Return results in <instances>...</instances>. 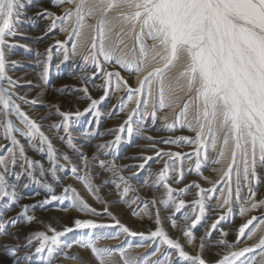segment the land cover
Listing matches in <instances>:
<instances>
[{
    "label": "snow or ice",
    "instance_id": "snow-or-ice-1",
    "mask_svg": "<svg viewBox=\"0 0 264 264\" xmlns=\"http://www.w3.org/2000/svg\"><path fill=\"white\" fill-rule=\"evenodd\" d=\"M56 4H72L74 7L65 8L63 15L57 16L55 13L44 10L38 15L52 17L49 28H55L57 21H62L65 25L60 30L68 31L67 25L72 24L71 31H68V39L71 42V55H78V47L85 32L91 30L92 38L89 47L91 52L84 55L83 59L89 61L95 66L97 72H103L101 59L105 63L115 62L120 68L129 72L140 73L145 68L151 67L139 80V86L131 88L127 81L123 79L119 71H109L104 73L103 95L99 99H93L88 95V89L83 88L85 96L90 101L83 112L77 110L75 113L61 111L56 105V113L62 117L60 124H54L52 127L60 128L66 134H69L70 121L73 116L79 117L84 113L92 111L93 116L99 117L100 112L97 106L104 101L112 90L114 83L115 89L119 90L121 86L127 89V101L123 98L118 102L121 111L127 107V103L135 97L136 106L128 113L127 119L114 131L117 132L113 141L107 145L111 146L119 143L121 133L127 129L129 135L133 132V116L140 113L143 106L142 118L151 117L156 119V109L160 110L172 108L174 101L169 93L173 91L172 82L183 80L187 96L179 110L175 114L174 124H166L168 129H173L175 125L186 127L194 132V137L181 136L174 140H165L164 143L176 144L184 142L195 144V167L199 171L201 166V157L204 160L208 158V152L215 153L214 164H225L219 179L213 183L209 189H203L199 184H194L198 189L196 195L200 197L186 204V201L179 198V194L184 193L188 187L174 189L168 183V173L170 171L169 162H164V167L160 169L155 184L163 185L165 189L164 198L159 203L166 207L171 205L174 213L168 217L172 228H179L183 235L187 237V243L191 244L195 240L194 229L205 213V203L202 193L215 192L217 185H226L220 187L221 204L230 205L233 191L237 202L241 199L242 190L247 187L248 195L246 201H251L247 207L241 205L240 215L243 216L251 209H257L264 206V200L253 199L256 192L253 190V183L260 182L259 171L264 170V0H53ZM23 0H0V135L9 142L8 145H0V148L7 149V155H0V197L9 198L16 202L19 197L14 185L8 183L6 175L11 171L10 165H15L17 159L23 161L20 165L22 172L16 173L19 179L21 175L26 174L28 180L37 184H42L48 190L49 196L40 203L47 205L50 201H69L70 207L78 211H86L99 215L96 209L92 208L79 195L77 190L71 185L63 188L60 195L52 192V184L41 179L47 174H51L53 180H57V169L71 166L73 174L77 169L71 164L70 157L65 154L63 159L68 165H59L55 150L49 138L41 130L42 126L32 119L27 112L22 110L23 103L35 105L37 99L27 100L20 96L14 89L16 81L6 74V55L5 46L10 45L7 37H15L17 34V24L20 23L19 17L25 8ZM94 20L95 23H90ZM119 28V31H115ZM127 29V34L134 37V44L130 54L117 55V44L121 41L114 38L119 37L120 32ZM151 40V44L146 42ZM65 41H56V45L65 46ZM138 46V52H137ZM39 54V53H38ZM65 59L69 56L67 47H64ZM50 58V49H49ZM12 63H16L13 61ZM177 65L180 71L177 76L166 79V73ZM47 64L44 65L42 79H47ZM95 75V73L93 74ZM115 78V80H113ZM7 80L8 86H4ZM155 82L156 88H153ZM183 86L181 87V90ZM146 90V94H145ZM151 108V110H149ZM192 116L189 119V112ZM15 117V120L12 119ZM165 119H167L165 117ZM15 121H19L20 127ZM17 134L27 140L28 145L35 151L44 152L47 147V159L51 167L45 169L38 160H33L25 154V145L18 139ZM152 139L151 137H146ZM63 139V137H61ZM39 142V147L37 143ZM67 144L69 148L77 150L69 134ZM155 148V145H151ZM167 155L170 158H180L179 152H164L157 150L155 155ZM83 155V154H81ZM152 156H144L143 163L137 167L143 169L146 163L152 160ZM99 164L105 166V161H99ZM84 165L88 166L87 157H84ZM38 166L39 178L36 175ZM108 170H115L114 163ZM216 171V169H213ZM85 188L93 193L95 198L100 201V197L95 194L88 176L76 175ZM181 172L177 182L182 180ZM207 179V178H205ZM120 180L125 178L120 176ZM126 183V181H125ZM27 187V184L25 185ZM129 191L126 186L121 193L123 198ZM152 205L157 204L153 198ZM186 206L191 207V218L188 214L184 215V220L191 219L188 230L184 225H178L175 214ZM32 207H35L33 205ZM29 205H24V211L21 213L26 216V221L31 222L34 216L27 215ZM198 209V211H197ZM231 207L228 208L230 212ZM104 214L112 217L113 225L100 224L92 219L73 220L74 227H64L62 231H57L49 226V235L44 231L30 233L29 243L37 240L39 246L36 252L46 249L52 253L55 247L61 243L60 238L74 231L75 229H95L98 227H116L119 231L115 236L89 238L88 240L76 241L80 247L89 249L98 264H109L114 251L110 248L97 247L96 240L115 239L120 233L131 236H140L146 241L159 242V245L166 246L165 254L162 258L154 261L147 259H138L127 255L129 249L120 247L119 255L123 264H171L170 257L166 254L169 250H174L178 258H181L184 264H207L200 254L191 255L184 250V246L179 239H173L165 229L159 210L157 209L155 218V230L145 234L134 232L125 224H122L111 212L107 205L104 208ZM137 213L133 211V215ZM144 215H148L147 207L143 210ZM220 216L214 221L211 229L215 230L220 220ZM255 221L264 225V217H252L247 222L242 223L236 230V241L229 243L227 240L220 239L218 244L225 245L228 251L224 252L214 262V264H251L248 255L257 250L264 252V235L259 237L258 242L252 246H245L236 249V243H239L245 236L251 239L255 232L251 226ZM15 223V220L8 221ZM209 236L211 233H207ZM227 233L221 230V236ZM201 239V248H203V237ZM71 246V245H69ZM142 245H136L141 247ZM16 247H7L9 256H15ZM160 252V247L156 248ZM155 255V253H153Z\"/></svg>",
    "mask_w": 264,
    "mask_h": 264
},
{
    "label": "rangeland",
    "instance_id": "rangeland-1",
    "mask_svg": "<svg viewBox=\"0 0 264 264\" xmlns=\"http://www.w3.org/2000/svg\"><path fill=\"white\" fill-rule=\"evenodd\" d=\"M25 8L19 17L20 23L17 24V34L15 37H7L10 45L5 46L6 55V74L16 81L15 91L26 97L27 100L37 99L35 105L23 103L22 110L36 120L41 126L42 131L51 141L57 162L59 165H68V162L63 159L67 154L71 159V164L77 169L76 174H73L71 166L57 169V180H53L51 174H47L41 178L52 184V192L60 195L63 188L71 185L77 190L79 195L90 205L96 209L99 215H95L86 211H78L70 207L69 201H50L47 205H42L43 201L50 194L42 184H37L30 181L26 174H23L18 179L16 173H21L20 165L22 160L17 159L15 165H10L11 171L6 175L9 184L14 185L18 193L19 199L16 202L10 201L9 198L0 197V264H98L97 260L89 249L82 248L76 243L78 240H88L89 238L115 236L119 231L116 227H98L95 229H75L72 232L65 233L60 238L61 243L58 244L52 253L46 249L41 252H36L35 249L39 246L37 240H32L29 243L28 236L30 233L44 231L51 235L49 226L62 231L64 227H74L73 220L92 219L100 224L113 225L112 217L104 214L105 205L108 211L111 212L122 224H125L134 232L149 233L155 230V218L157 209L165 229L173 239H179V242L184 246V250L191 255L200 254L207 264H214L221 254L228 251L225 245L218 244L220 239L227 240L229 243L236 241V230L240 224L247 222L252 217H264V206L257 209H251L246 214L241 216L240 207H245L251 201H246L248 189L245 187L241 193V199L237 202L235 192L230 205L221 204L220 187L226 185H217L215 192L202 193L205 203V213L194 229L195 240L191 244L187 243V237L179 228H172L171 221L168 219L174 213V208L169 205L160 204L159 201L164 198L165 189L163 185H156V177L161 168L164 167V162H169L170 171L168 173V183L174 189L185 188L186 185H193L187 190L179 194V198L186 201L187 205L190 202L199 199L196 193L198 189L194 184H199L203 189H209L213 183L219 179L222 170L226 167L225 164H214L215 153L209 150L207 160L201 157V166L199 171L195 167V144H187L178 142L176 144L164 143L165 140H174L177 137L189 136L194 137L195 133L189 131L186 127H180L178 124L173 129H168L166 124H174L175 114L184 100L191 93L187 92L185 82L183 80H175L172 82L173 91L169 93L174 101L172 108L160 110L156 109V119L151 117L142 118L144 111L141 106L140 113L133 116L132 127L133 132L128 134L127 129L121 133L119 143L111 146L99 147L107 145L109 141H113L119 126L127 119L128 113L136 106L135 97L131 102L127 103V107L123 111L120 108L114 107L123 98L127 101V89L123 86L119 90L115 89L113 83L112 90L109 96L102 101L97 109L100 116H93L92 111L84 113L79 117L73 116L70 121L69 134L72 137V142L76 145L77 150L68 147V135L63 130V127H52L54 124H60L62 117L56 113L55 106L58 105L61 111L75 113L77 110L83 112L90 101L85 96L83 88L88 89V95L93 99H99L102 96L104 88V73L109 71H119L121 76L131 88L139 86V80L146 75L147 71L151 70V65L145 68V71L136 73L129 72L119 67L115 62L105 63L101 59L103 72H97L94 65L83 59L84 55L91 52L89 47L92 38L91 30L85 32V38L80 42L78 47V55H71V42L68 39V31H71L72 24L68 23V31H61L64 27L62 21H57L55 28H49L52 22V17L38 15V13L48 12L55 13L57 16L63 15L65 8H72V4H56L53 0H23ZM90 23H95L94 20ZM115 31H119V28ZM119 39L121 42L117 44V55L130 54L134 37L127 34V29L120 32ZM65 46L56 45V41H65ZM146 39V38H145ZM151 44V40H147ZM64 47H67L69 56L65 59ZM50 49V58H49ZM138 52V46H137ZM39 53V54H38ZM15 61L16 63H12ZM47 64V79H42L44 65ZM180 71V66L171 68L166 73V79L177 76ZM95 73V75H93ZM115 80V78H113ZM4 86L7 87V80L4 81ZM183 89L181 90V87ZM155 90L156 85L153 82ZM146 94V90H145ZM151 110V108H149ZM192 113L189 112V119ZM165 117L167 119H165ZM15 120V117H12ZM20 127L19 121H15ZM18 139L25 145V154L33 159L38 160L43 164L45 169L51 167L47 159V147L45 151H35L28 145V142L23 137L17 134ZM63 137V139H61ZM151 137L152 139H147ZM37 147L39 142L37 141ZM9 142L0 135V145H8ZM155 145V148L151 147ZM157 150L166 152H179L182 155L180 158L167 155H155ZM83 154V155H81ZM0 155H7L6 148H0ZM144 156H152L153 159L148 161L143 169L137 167L143 163ZM84 157H87L88 166L84 165ZM105 161V166H101L99 161ZM115 165V170H108ZM216 169V171H213ZM183 173V178L179 182L177 179L180 173ZM36 175L39 178L38 166ZM79 176H88L95 194L100 197L98 201L93 193H90L84 184L76 178ZM120 176L125 178L120 180ZM260 182L253 183V190L256 192L255 200H264V170L259 171ZM207 178V179H205ZM126 181V183H125ZM27 184V187L25 185ZM129 186L127 194L121 198L123 189ZM155 198L157 204L152 205L151 201ZM29 205L27 209L28 216H34L35 219L31 222L26 221V216L21 213L24 211L23 206ZM35 205V207H32ZM147 207L148 215L143 214V210ZM231 207V211L228 208ZM133 211L137 214L133 215ZM198 211V209H197ZM188 214L191 217V207L186 206L179 213L175 214V219L178 225H184L185 230L191 224V219L184 220V215ZM224 216L220 220L215 230L211 229L214 221L220 216ZM194 218V217H191ZM15 220V223L8 221ZM221 230L227 233L226 236H221ZM251 230L255 235L249 239L243 237L239 243H236V249L245 246L255 245L259 237L264 235V225H260L259 221H255L251 226ZM211 233L209 236L207 233ZM201 237H203V248H201ZM71 245V246H69ZM97 247L110 248L114 251V255L110 258L109 264H123V260L119 255L120 247L129 249L127 255L138 259H147L154 261L162 258L165 254L166 246L159 245L156 241H146L140 236H131L124 233L115 239H99L96 240ZM136 245H142L136 247ZM7 247H16L15 256H9L6 251ZM148 246V247H147ZM160 247V252H156V248ZM155 253V255H153ZM171 260V264H184L181 258H178L174 250H169L166 253ZM251 260V264H264V252L257 250L251 254H246Z\"/></svg>",
    "mask_w": 264,
    "mask_h": 264
},
{
    "label": "bare ground",
    "instance_id": "bare-ground-1",
    "mask_svg": "<svg viewBox=\"0 0 264 264\" xmlns=\"http://www.w3.org/2000/svg\"><path fill=\"white\" fill-rule=\"evenodd\" d=\"M148 247V246H147Z\"/></svg>",
    "mask_w": 264,
    "mask_h": 264
}]
</instances>
